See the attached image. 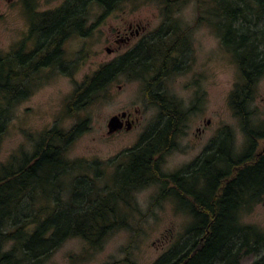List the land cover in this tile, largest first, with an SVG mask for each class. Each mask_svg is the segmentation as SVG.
<instances>
[{
  "label": "trees",
  "instance_id": "obj_1",
  "mask_svg": "<svg viewBox=\"0 0 264 264\" xmlns=\"http://www.w3.org/2000/svg\"><path fill=\"white\" fill-rule=\"evenodd\" d=\"M20 1L34 50L49 49L50 68L69 74L62 45L72 34L89 35L94 6L102 17L123 3L145 0H63L46 10L37 9V0ZM148 1L160 5L161 24L76 83L67 111L75 114L118 75H126L142 83L158 110L155 121L132 147L103 163L66 157L84 123L69 130L54 125L38 134L30 151L19 148L0 163V264H45L73 237L101 247L111 232L131 227L127 216L138 211L135 193L152 185L158 191L150 209L169 198L176 211L189 217L184 232L153 264H241L248 254L258 256L250 264H264V232L241 220L264 195V123L252 122L249 107L264 77V24L259 26L264 0H197L236 64L238 80L227 102L246 141L236 154L233 131L222 126L198 156L173 172L161 166L176 147L186 111L162 80L189 63L187 32L173 17L184 0ZM24 46L21 41L17 54L14 49L0 54V139L12 108L29 94L34 75L46 65L43 56L25 52ZM105 165L112 167L106 179Z\"/></svg>",
  "mask_w": 264,
  "mask_h": 264
},
{
  "label": "rangeland",
  "instance_id": "obj_2",
  "mask_svg": "<svg viewBox=\"0 0 264 264\" xmlns=\"http://www.w3.org/2000/svg\"><path fill=\"white\" fill-rule=\"evenodd\" d=\"M62 1L37 0L36 5L38 10H46L59 6ZM159 6L148 0L127 2L102 17V10L94 6L88 20V25L92 24L89 35L72 34L62 45L65 70L69 74L56 68L40 69L34 75L29 94L12 108L0 139V163L19 148L30 151L38 134L54 125L69 130L75 124L84 123L68 147L66 157L69 160H98L103 163L132 147L155 121L158 112L145 97L139 80L118 75L75 114L68 113L67 105L75 84L81 82L85 75L126 52L142 36L158 28L163 19ZM204 15L197 0L178 3L173 13L180 28L187 32L190 53L188 66L183 71L162 80L167 93L180 100L182 109L186 111L182 131L176 137V147L162 163L161 168L165 172H173L191 162L222 126L232 129L236 154L241 153L246 141L239 120L227 102L228 94L238 80V70ZM129 24H132L131 28ZM262 24L264 18L259 21V26ZM27 29L21 1L0 0V54L11 52ZM130 31L135 36L132 37ZM249 107L253 112L252 122L256 126L264 123V77L256 83ZM121 111L131 113L134 120L131 128L107 135L108 119ZM263 144L260 142V148ZM102 168L106 179L112 167L105 165ZM88 172L92 174V170ZM157 191V185L137 191L138 211L127 216L131 227L114 230L101 247L92 248L80 237L68 238L46 259L45 264H153L184 232L189 221L186 214L174 209V202L169 198L150 209ZM263 201L264 195L251 211L241 215L242 222L254 225L262 232ZM256 258L257 255L248 254L242 256L240 262L250 264Z\"/></svg>",
  "mask_w": 264,
  "mask_h": 264
},
{
  "label": "flooded vegetation",
  "instance_id": "obj_3",
  "mask_svg": "<svg viewBox=\"0 0 264 264\" xmlns=\"http://www.w3.org/2000/svg\"><path fill=\"white\" fill-rule=\"evenodd\" d=\"M132 27V24H129V28H131ZM28 29H29V27H28ZM28 29H27V31H28ZM136 32V36L138 35V32H137V30L135 31ZM132 34V35H131ZM27 32H26V34H25V36L22 38V40H20L19 42H21V41H25V46H24V51L25 52H29V51H33L32 52V55L33 56H35V57H37V58H39L40 56H43V59H46V65H45V67H43V69H44V71H46V70H49V68H50V66H49V61H50V58H49V49L47 50L45 47H44V50L42 51V53L40 54L39 53V51H37V50H34V45H33V40H29L28 38H27ZM130 35L133 37V32L132 31H130ZM78 36V35H77ZM135 36V35H134ZM131 39V37H127V39ZM121 41H122V39H121ZM19 42H17L16 44H15V48H14V50L16 51V54L18 53V47H17V44H19ZM29 43H30V45L31 46H29ZM77 62H78V58H77ZM122 112V111H121ZM126 113H127V116H125V117H123V118H121V121L123 122V123H125V121H130V123L131 124H133V122H134V120H133V118H132V115H131V113L129 112V111H126ZM118 114V113H117ZM124 127H122L121 129H123ZM121 129H119V130H121ZM125 129V128H124ZM119 130H117V131H119ZM117 131H115V132H117ZM199 132H200V130H198ZM114 132V133H115ZM113 134V133H112ZM210 141V140H209ZM209 143V142H208ZM203 151V150H202Z\"/></svg>",
  "mask_w": 264,
  "mask_h": 264
},
{
  "label": "water",
  "instance_id": "obj_4",
  "mask_svg": "<svg viewBox=\"0 0 264 264\" xmlns=\"http://www.w3.org/2000/svg\"><path fill=\"white\" fill-rule=\"evenodd\" d=\"M127 116L126 111H122L118 114H114L112 115L108 121H107V135H110L112 133H114L115 131L121 129L122 127H124L126 130H129L131 128V123L130 121H125V123H123L121 121V118ZM264 204V201H263Z\"/></svg>",
  "mask_w": 264,
  "mask_h": 264
}]
</instances>
